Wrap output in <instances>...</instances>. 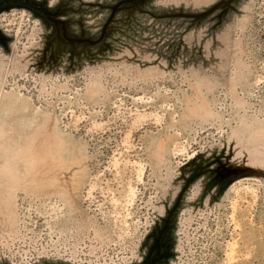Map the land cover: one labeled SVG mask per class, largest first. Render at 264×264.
<instances>
[{
  "label": "rangeland",
  "instance_id": "374dc122",
  "mask_svg": "<svg viewBox=\"0 0 264 264\" xmlns=\"http://www.w3.org/2000/svg\"><path fill=\"white\" fill-rule=\"evenodd\" d=\"M0 264H264V0H0Z\"/></svg>",
  "mask_w": 264,
  "mask_h": 264
}]
</instances>
